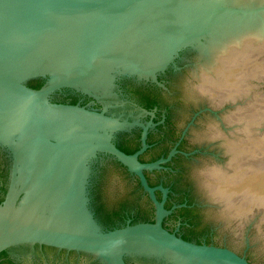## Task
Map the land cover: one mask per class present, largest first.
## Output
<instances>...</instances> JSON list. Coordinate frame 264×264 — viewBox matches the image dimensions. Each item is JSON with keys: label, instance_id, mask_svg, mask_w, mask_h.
Masks as SVG:
<instances>
[{"label": "water", "instance_id": "1", "mask_svg": "<svg viewBox=\"0 0 264 264\" xmlns=\"http://www.w3.org/2000/svg\"><path fill=\"white\" fill-rule=\"evenodd\" d=\"M169 66L162 108L170 119L182 126L209 107L188 132L199 154L180 162V176L161 179L201 206L199 221L264 227V0H0V147L10 157L0 230L118 220L122 210L150 219L125 172L95 167L100 152L138 179L154 219L168 214L166 189L144 176L158 163L141 164L109 141L143 126L134 99L118 97L108 117L106 107L50 96L68 88L99 101L115 78L156 82ZM36 79L43 85L28 87Z\"/></svg>", "mask_w": 264, "mask_h": 264}, {"label": "flooded vegetation", "instance_id": "2", "mask_svg": "<svg viewBox=\"0 0 264 264\" xmlns=\"http://www.w3.org/2000/svg\"><path fill=\"white\" fill-rule=\"evenodd\" d=\"M171 71V66H169L166 70L159 73L156 76V82L137 80L128 76L115 78L112 86L104 91V98H100L99 101L80 91L68 88L52 94L50 101L64 105H79L97 111H101L106 107V115L115 117L116 114L114 113H117L121 103L118 101V97L121 95L126 96V102L130 98V100L134 99L136 108L142 114L141 121L144 123L143 126L130 125L125 130L114 132L109 138L110 143L124 154L133 155L138 153L137 161L141 164L158 163L151 170L144 171V176L150 187L166 189L163 207L170 212L164 215L162 219L198 220L201 206L191 199L187 192L179 195L171 185L168 186L164 179H161L160 173L162 172L165 177L175 174L180 176V172H178L180 162L188 161L199 154L197 147L188 140V132L197 119L207 113V111L201 113L200 111L209 107V104L206 102L205 106L196 109L182 126H177L170 119L167 111L162 108L163 98L166 94L163 89L165 75H168ZM201 99L205 100V97ZM125 117L128 120L127 122H129L130 117L127 115ZM170 153L173 154L169 157ZM225 158H227V154H225ZM94 159L98 160V163H95V167L104 166L106 162H110L125 172L146 197L150 206V219H154V208L148 195L141 188L138 179L127 170V167L106 152L97 153ZM9 170L10 157L0 147V202L3 201L8 187ZM155 195L158 201H162L163 195L161 192L155 191ZM205 197L207 201L205 206L220 212V205L214 203L210 196L205 194ZM105 215L110 217L107 213ZM112 216L117 217L118 220L145 219L123 210L114 212Z\"/></svg>", "mask_w": 264, "mask_h": 264}, {"label": "trees", "instance_id": "3", "mask_svg": "<svg viewBox=\"0 0 264 264\" xmlns=\"http://www.w3.org/2000/svg\"><path fill=\"white\" fill-rule=\"evenodd\" d=\"M44 81L40 79L34 80L32 83H30L28 86L33 89H38L43 85Z\"/></svg>", "mask_w": 264, "mask_h": 264}]
</instances>
